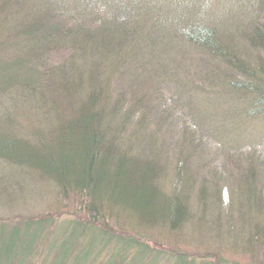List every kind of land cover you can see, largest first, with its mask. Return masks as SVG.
Returning <instances> with one entry per match:
<instances>
[{
  "label": "trees",
  "instance_id": "16d2710c",
  "mask_svg": "<svg viewBox=\"0 0 264 264\" xmlns=\"http://www.w3.org/2000/svg\"><path fill=\"white\" fill-rule=\"evenodd\" d=\"M205 9L201 0H0V100L32 118L22 136L0 124V159L49 180L68 207L0 221L1 262L228 264L148 238L210 208L189 166L203 137L221 153L257 142L204 130L193 99L224 89L264 122V6L244 25V55ZM256 181L244 176L248 194Z\"/></svg>",
  "mask_w": 264,
  "mask_h": 264
},
{
  "label": "rangeland",
  "instance_id": "374dc122",
  "mask_svg": "<svg viewBox=\"0 0 264 264\" xmlns=\"http://www.w3.org/2000/svg\"><path fill=\"white\" fill-rule=\"evenodd\" d=\"M201 1L204 9L207 8L205 20L217 23L220 20L225 30L231 28L226 34L229 40H234L229 44L233 52L241 51V55L249 52L246 42L240 39L244 25L264 6L261 0ZM261 13L264 23V9ZM251 53L252 57L257 56ZM211 91L201 93V99H193L195 116L204 118V130L215 132L223 141L233 138L243 142L245 138L255 137L257 142L251 148L244 144L240 149L221 153L220 144L203 137V144L192 150L194 162L189 166L196 177L194 189L206 192L210 208L204 212L199 208L176 231L164 226L149 230L148 238L158 247L168 249L170 243L174 244L197 259L210 257L221 258L228 264H264V122L248 116L251 113L248 102L231 97L224 89ZM16 112L8 99L3 103L0 100V124L14 137L22 136L26 121L32 120L26 116L21 119ZM248 175L257 179L251 188L256 192L249 191V194L248 186L243 183L244 176ZM55 191V185L49 180L20 172L0 159V221L45 213L65 216L67 202L59 206ZM255 198V204L246 205L245 200ZM0 264H4L1 247Z\"/></svg>",
  "mask_w": 264,
  "mask_h": 264
}]
</instances>
